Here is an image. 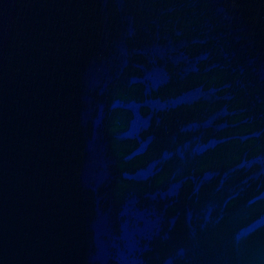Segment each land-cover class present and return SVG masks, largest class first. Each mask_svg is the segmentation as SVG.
I'll use <instances>...</instances> for the list:
<instances>
[{"label":"water","instance_id":"obj_1","mask_svg":"<svg viewBox=\"0 0 264 264\" xmlns=\"http://www.w3.org/2000/svg\"><path fill=\"white\" fill-rule=\"evenodd\" d=\"M0 264H264V0H0Z\"/></svg>","mask_w":264,"mask_h":264}]
</instances>
